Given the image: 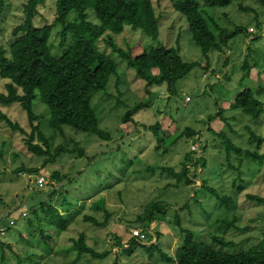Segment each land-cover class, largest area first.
Segmentation results:
<instances>
[{
	"label": "rangeland",
	"instance_id": "374dc122",
	"mask_svg": "<svg viewBox=\"0 0 264 264\" xmlns=\"http://www.w3.org/2000/svg\"><path fill=\"white\" fill-rule=\"evenodd\" d=\"M55 1L42 0L33 21L35 26L51 23ZM25 2L0 0V46L5 52L12 41V28L23 17ZM152 5L159 25L156 41L128 26L119 35L111 34L110 37L124 52L136 54L151 47H179L183 61L197 62L199 66L175 84L174 94L165 84L146 88L145 82L135 77L134 70L127 69L118 55L111 52L105 34L97 41L96 48L116 62L117 71L106 89L92 98L91 105L99 128L110 134L109 141L68 127L63 129V136L52 132L47 127L49 112L36 97L32 102L33 111L51 146L71 149L72 140L85 152L83 158H77L75 152L43 166V159L26 149V136L12 131L0 120V264H16L17 257L23 264H169L157 252L150 257L139 248L126 256L116 246L115 238H119L125 248L132 231L139 230L145 237L138 241L144 245L156 243L165 254L173 256L181 240L179 228L173 223L174 217L179 218L181 228L193 233L196 241L208 242V233L216 232L218 227V234L236 245L234 251L263 242L264 204L249 201L245 196L264 199V166L259 167L244 156L234 154L230 165L242 173L239 178L237 171L226 163L223 144L217 135L225 134L242 151L256 147L255 143H248L246 127L264 138V112L253 121L229 107L244 88L259 89V100L264 102V5L257 0H234L226 8L211 9L202 3L201 7L213 16L217 27L228 31L240 28L230 35L223 52L212 50L208 59L191 41L187 23L172 9L171 0H152ZM240 6L248 9L240 10ZM90 21L95 22L93 18ZM58 33L59 28H54L49 39L53 55H60L68 46L57 47ZM4 82L0 79V91H4ZM146 101L148 105L133 114L130 121L122 122L128 109ZM219 109L225 122L217 115ZM0 113L29 133L25 113L17 104L0 105ZM156 124L160 142L146 130ZM188 128L197 132L196 137L184 135ZM164 149L166 151L161 154ZM257 151L264 155V142ZM189 152H192V158L203 159L204 165L190 163L191 185L170 186L174 178L160 169L172 168L179 172L184 156ZM33 170L36 173H31ZM54 172L66 175L70 183L67 179L60 185L50 181ZM38 176L45 180L41 189L35 185ZM203 181L216 195L232 199L227 209L220 206L208 190L200 188ZM61 184H66L63 192L76 200L77 205L68 212L72 218L67 230L55 234L47 251L39 235L41 230L50 231L53 227L47 226L42 213L34 217L33 211L38 209L41 201L56 205L60 196L55 194L50 198L48 195L52 188ZM108 185L111 188L106 190ZM239 186H242L240 192L237 191ZM100 196H104L106 213L92 209L91 203ZM151 201L165 204L168 208L166 216L149 224L137 221ZM61 214L66 213L61 211ZM106 215L104 227L84 221V216H93L104 222ZM26 218L32 220V228L28 231L23 223ZM230 222L238 229L229 227ZM80 234H84L87 247L97 253L109 254L102 260L89 255L77 257L69 251V246L70 239H77Z\"/></svg>",
	"mask_w": 264,
	"mask_h": 264
},
{
	"label": "trees",
	"instance_id": "16d2710c",
	"mask_svg": "<svg viewBox=\"0 0 264 264\" xmlns=\"http://www.w3.org/2000/svg\"><path fill=\"white\" fill-rule=\"evenodd\" d=\"M233 1L171 0L172 9L184 18L191 41L200 49L205 59H208L207 55L212 50L223 52L230 35L239 31L240 28L236 27L232 31H228L217 27L213 16L209 15L207 9L202 8L201 4L203 3V6L211 9H222L230 6ZM257 1L264 5V0ZM41 3L42 0H26L22 5L23 17L11 30L12 41L8 45V51L5 52L0 46V79L5 80L4 91H0V105L8 107L17 104L25 113L30 131L26 133L5 114L0 113V120L4 121L12 131H18L26 136V140H24L26 149L35 157L42 158L43 166L53 164L62 155L75 152H77V158H83L85 152L72 140H70L73 143L71 149L62 145L51 146L49 138L42 132L37 121L38 118L33 111L32 102L36 97L49 112L47 127L52 132L63 136V129L68 127L75 132L94 135L101 141L110 140V134L99 128L98 118L91 105L92 98L98 92L106 89L110 78L117 71L116 62L96 48L97 41L103 35L107 34L105 42L111 52L118 55L127 69L134 70L135 77L145 82L146 88L165 84L168 91L174 94L175 84L192 69L199 66L197 62L183 61L179 55V47L175 49L162 46L151 47L131 54L122 51L112 41L110 35H119L125 26H128L132 31H139L152 41L158 39L159 25L152 0H56L51 23L35 26L33 21L38 16V6ZM239 9L247 10L248 8L240 6ZM92 18L95 22L90 21ZM54 28H59L57 47L64 48L65 45H68L60 55H53L50 51L49 39ZM114 84L117 87V79ZM260 93L259 89L253 91L244 88L233 98L229 107L256 121L264 112V102L259 100ZM147 105V101L139 102L128 109L122 117V122L130 121L133 114ZM222 114L219 109L217 115L225 122ZM157 127L158 124L150 126L146 130L153 133L157 141L160 142ZM245 130L248 134V143L256 144L253 150L242 151V148L237 147L225 134L220 132L217 135L223 144L226 163L237 171L239 178L242 173L237 167L230 165L231 157L234 154L244 156L259 167L264 166V155L258 154L257 151L264 142V138L257 136L249 127H246ZM196 133L188 128L184 135L187 138H194ZM194 141L196 140L194 139ZM165 151L164 149L161 154ZM191 153L185 154L179 172H175L172 168L160 169L168 177L174 178V183L170 186L178 188L180 185L188 186L193 183L189 178V165L194 162L195 165L200 163L203 166L204 160L192 158ZM238 162L241 165L242 160L239 158ZM31 173H36V170ZM49 179L55 184H59L67 179V176L54 172ZM67 183H70L69 179H67ZM65 186L66 184H61L49 192L50 198L55 194L60 196L61 199L56 205H49L45 201H41L38 204V209L33 211L34 217L42 213L47 226L53 227V230L50 231H40V241L47 251L54 241L55 234L59 235V232L67 230L68 223L72 218L68 212L77 205L76 200L70 199L66 192H63ZM110 188L108 185L105 189ZM200 188H205L211 195H214L220 206L227 209L231 204L232 199L224 195H216L214 189L208 187L206 182L203 181ZM237 191H242V186H239ZM245 198L264 204L263 198L254 195L247 194ZM91 205L94 212L103 211L106 213L103 208L104 196L93 200ZM167 209L165 204L151 201L145 205L142 215L137 218V221L149 224L160 220L166 216ZM61 211L66 214H61ZM107 218L106 215L104 222H99L93 216H84V221L97 227H104ZM173 221L181 235V240L173 256L165 254L156 243L144 245L132 235L125 248L119 238H115L116 246L126 256H130L137 248L150 257L154 252H157L160 258L169 264H264V240L246 250L234 251L236 245L226 241L222 235L218 234V227L216 232L208 233V242H200L194 239L191 231L181 228L178 217H174ZM23 223L27 231L32 228L31 218H26ZM229 227L238 229L231 222ZM8 248L10 247L8 246ZM227 250H232V252ZM69 251L74 252L77 257L89 255L100 260L109 254V252L97 253L94 249L87 247L84 234H80L77 239H70ZM16 264H23L19 257H17Z\"/></svg>",
	"mask_w": 264,
	"mask_h": 264
},
{
	"label": "built area",
	"instance_id": "2783aa9c",
	"mask_svg": "<svg viewBox=\"0 0 264 264\" xmlns=\"http://www.w3.org/2000/svg\"><path fill=\"white\" fill-rule=\"evenodd\" d=\"M45 184V180H44V177L43 176H38L36 177L35 179V185L38 187V188H43ZM132 236L136 237L137 239H140V240H143L144 239V234L139 231V230H133L132 231Z\"/></svg>",
	"mask_w": 264,
	"mask_h": 264
}]
</instances>
